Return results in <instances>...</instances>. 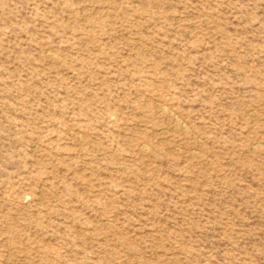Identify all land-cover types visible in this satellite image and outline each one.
I'll use <instances>...</instances> for the list:
<instances>
[{
    "label": "rangeland",
    "instance_id": "374dc122",
    "mask_svg": "<svg viewBox=\"0 0 264 264\" xmlns=\"http://www.w3.org/2000/svg\"><path fill=\"white\" fill-rule=\"evenodd\" d=\"M0 264H264V0H0Z\"/></svg>",
    "mask_w": 264,
    "mask_h": 264
}]
</instances>
